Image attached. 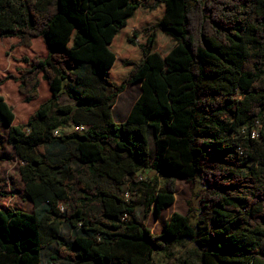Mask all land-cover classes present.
<instances>
[{
    "label": "trees",
    "instance_id": "16d2710c",
    "mask_svg": "<svg viewBox=\"0 0 264 264\" xmlns=\"http://www.w3.org/2000/svg\"><path fill=\"white\" fill-rule=\"evenodd\" d=\"M0 38L26 48L40 38L47 54L24 56L5 79L25 104L39 101L26 123L0 96L35 209H0V264H42L52 244L54 262L153 264L185 239L201 264H264V127L252 137L264 122V0H0ZM124 45L141 56L121 68ZM42 81L50 96L40 102ZM66 83L79 88L76 105L59 104ZM135 83L140 96L117 123L116 99ZM69 126L86 129L61 134ZM146 169L164 190L138 180ZM197 179L196 226L174 213L154 235L136 218L138 206L173 205L174 182Z\"/></svg>",
    "mask_w": 264,
    "mask_h": 264
},
{
    "label": "rangeland",
    "instance_id": "374dc122",
    "mask_svg": "<svg viewBox=\"0 0 264 264\" xmlns=\"http://www.w3.org/2000/svg\"><path fill=\"white\" fill-rule=\"evenodd\" d=\"M140 17L137 21H142ZM145 20H149L146 18ZM135 27V26H134ZM132 27L130 34L135 28ZM126 38V39H128ZM17 39L0 38V96L4 98L8 105L13 108L15 114L14 124L20 125L26 123L28 117L35 110L39 101L25 104L23 97L18 93V84L13 81H6L8 75L20 74L19 70L26 67L22 62V58H32L34 55L45 57L46 48L42 39L34 40L32 47H18ZM128 49L130 51H128ZM122 52H127L124 58H120L119 67H124L125 63L130 60H139L140 52L137 49L123 46ZM125 72L128 69L124 70ZM5 81V82H4ZM188 85L183 87L187 89ZM141 86L138 83L127 85L123 93H121L115 102L113 108V117L117 123H121L130 113L133 105L140 96ZM79 90L78 86L73 83H66L64 92L59 99L60 105H76L72 99V94ZM40 102L46 100L49 96L45 82H41L40 86ZM239 100V97H236ZM264 127V122H257L255 131L259 134V130ZM73 128L69 126L61 131V134L72 133ZM223 137L228 141L236 139V135L226 133ZM150 149L153 153L154 145L150 143ZM21 160L15 154L14 149L8 141V129L0 127V209L13 208L25 211L27 213L35 212L31 200L25 193V186L21 180L20 167ZM138 180L147 181L156 191H162L166 188V181L161 178L155 171L146 169L139 173ZM174 204L165 207L160 214H156L151 207L149 210L143 206H138L135 216L154 235H161L164 225L167 223L172 214L178 213L189 218L190 222L196 226L197 222L204 220L200 211V202L204 195L205 187L200 179L193 182L178 180L173 183ZM128 195V194H127ZM129 198V196H126ZM63 208V206H60ZM61 211H63L61 209ZM62 239L69 246L73 247L74 233L65 224L62 225ZM58 246L49 245L42 250V264H68L63 261L54 262L51 258L55 255ZM260 250L264 253V240L260 243ZM201 249L191 239H185L179 245H173L164 253H156L153 257V264H201ZM55 257V256H54Z\"/></svg>",
    "mask_w": 264,
    "mask_h": 264
},
{
    "label": "built area",
    "instance_id": "2783aa9c",
    "mask_svg": "<svg viewBox=\"0 0 264 264\" xmlns=\"http://www.w3.org/2000/svg\"><path fill=\"white\" fill-rule=\"evenodd\" d=\"M72 128H73V131L72 132H78V133H82L85 129H86V127H84V126H72ZM59 134V130H57L56 132H55V135H58ZM259 135L256 133V131L254 130L253 132H252V137L253 138H257ZM126 196H128L127 194H126ZM62 210H63V208H61Z\"/></svg>",
    "mask_w": 264,
    "mask_h": 264
},
{
    "label": "crops",
    "instance_id": "0c3cea01",
    "mask_svg": "<svg viewBox=\"0 0 264 264\" xmlns=\"http://www.w3.org/2000/svg\"><path fill=\"white\" fill-rule=\"evenodd\" d=\"M128 115H129V114H128ZM127 117H128V116H127ZM127 117L124 119V121L127 119ZM124 121H122V122H124ZM122 122H121V123H122Z\"/></svg>",
    "mask_w": 264,
    "mask_h": 264
}]
</instances>
